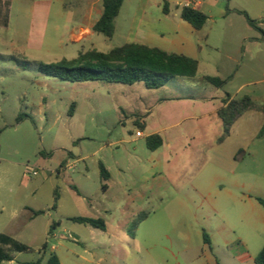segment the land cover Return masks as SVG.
I'll use <instances>...</instances> for the list:
<instances>
[{"label": "rangeland", "instance_id": "rangeland-1", "mask_svg": "<svg viewBox=\"0 0 264 264\" xmlns=\"http://www.w3.org/2000/svg\"><path fill=\"white\" fill-rule=\"evenodd\" d=\"M39 1L52 5L42 43L28 10ZM83 1H14L0 21V234L31 248L2 264H44L51 254L61 264H256L264 247L256 199L264 198V0L206 1L196 78L159 89L38 71L39 63L125 44L138 0L125 3L113 37L94 31L73 44L67 13ZM166 1L172 13L184 4ZM219 64L226 74L239 70L222 88L203 78ZM177 92L214 99L190 119L181 104L156 107ZM227 93L253 103L228 133L211 112ZM148 104L153 115L142 136L134 120ZM164 126V144L150 150L148 133ZM80 216L103 218L106 229L72 220Z\"/></svg>", "mask_w": 264, "mask_h": 264}, {"label": "trees", "instance_id": "trees-1", "mask_svg": "<svg viewBox=\"0 0 264 264\" xmlns=\"http://www.w3.org/2000/svg\"><path fill=\"white\" fill-rule=\"evenodd\" d=\"M125 0H103L104 11L101 18L93 27L95 32L111 38L115 33V21L118 17ZM164 12L170 11L169 3L164 0ZM244 13V12H243ZM181 17L190 23L195 29L200 30L205 25L208 17L202 11L190 6L181 7ZM248 17V16H247ZM252 26L257 23L248 18ZM39 72L68 82L104 81L108 83H120L134 85L143 83L147 89H159L165 86L173 78L194 79L198 74L199 63L189 56L167 52L157 47L139 43H126L115 47L109 52H101L96 49L80 52L73 59H62L53 63H39ZM204 80L217 88H222L227 80L215 76H204ZM223 106L218 110L219 117L223 120L226 133L229 132L232 123L242 112L253 107L250 97L245 96L241 100L233 98L230 94L222 99ZM75 104L71 106L70 114L73 115ZM140 128H143L140 125ZM264 131V128H263ZM147 147L155 151L163 144V138L159 134H151L146 138ZM101 176L107 180L109 171L103 164H100ZM103 189H107L104 184ZM58 197H56L57 201ZM264 208V198H256ZM56 207V205H55ZM43 211L34 212V215ZM74 222L88 224L101 230L106 229L103 218L73 217ZM205 242L208 243V236L204 233ZM47 244L43 249L46 250ZM31 248L16 240L8 234H0V264L5 261H12L11 252H26ZM39 259L32 264H41ZM256 264H264V247L255 259ZM44 264H61L57 255L51 254Z\"/></svg>", "mask_w": 264, "mask_h": 264}, {"label": "crops", "instance_id": "crops-1", "mask_svg": "<svg viewBox=\"0 0 264 264\" xmlns=\"http://www.w3.org/2000/svg\"><path fill=\"white\" fill-rule=\"evenodd\" d=\"M14 1H19L20 3L25 2V0H0V21L4 19L6 13L12 10V4ZM127 1L128 0L124 1L120 13L116 18L115 32L118 29V20L121 17L123 8ZM183 1V6H190L202 11L203 13L208 11V8L206 7V1L209 0ZM180 4H182V2H180ZM51 6L52 5L50 1H39V3H37L35 6H32L30 9H28L33 12V16L35 15V18L41 23L40 28L42 29L38 30V35L41 37V43L45 38V30L50 17ZM216 6L221 10L222 7L217 5V3ZM64 7L67 8L68 6L64 4ZM163 7L164 0H138L135 6L134 14L131 18L130 27L126 34L127 38L125 44L139 43L148 45L150 47H157L167 52L189 56L198 61L199 71L201 67L200 54L203 52V48L200 44L202 39L201 29H195L190 23L181 17V8H176L175 13H172L171 9L168 13H165ZM20 10L24 11V8L21 6ZM28 10L26 9V11ZM37 10L40 13H35ZM103 11V0H84L78 13L74 10H69L67 13V23L68 25H71L69 41L73 44H81L86 42L90 38L92 32H94L93 27L101 18ZM172 15L176 19H173ZM228 60L233 63L236 59L235 57L229 55ZM238 75L239 70H236L231 74H226L220 64L213 69L209 68V70H207V72L204 74V76H215L224 80L235 78ZM210 99L214 98L192 93L177 92L176 94H172L169 97L159 100V102L156 104V107L161 106L162 103L170 102L181 104L184 106L185 112L186 110L189 111V113L183 118L190 119L195 117L198 111H201L203 105L209 104L211 101ZM222 106L223 103L221 99L220 103L215 105L211 112L218 115V110ZM152 107L153 106L149 104L146 105L144 110L139 113V115L145 114V116L143 115L144 118H141L139 121H136V119L134 120L136 126L138 127L137 134L139 133L143 136V131L147 128L148 121L153 115ZM131 114L134 115L135 113L132 112ZM138 123L142 125L143 128H140ZM168 127L169 126L154 128L152 132L148 133V136L151 134H159L162 136L164 144L165 136L163 133L168 130Z\"/></svg>", "mask_w": 264, "mask_h": 264}, {"label": "built area", "instance_id": "built-area-1", "mask_svg": "<svg viewBox=\"0 0 264 264\" xmlns=\"http://www.w3.org/2000/svg\"><path fill=\"white\" fill-rule=\"evenodd\" d=\"M138 134H139V133H138ZM33 174H34V175H37V174H38V171H34Z\"/></svg>", "mask_w": 264, "mask_h": 264}]
</instances>
